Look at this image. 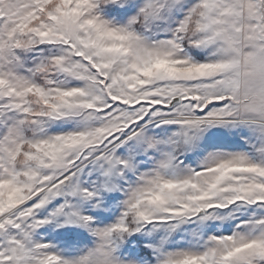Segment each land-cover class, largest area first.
<instances>
[{"label":"snow or ice","instance_id":"obj_1","mask_svg":"<svg viewBox=\"0 0 264 264\" xmlns=\"http://www.w3.org/2000/svg\"><path fill=\"white\" fill-rule=\"evenodd\" d=\"M0 264H264V0H0Z\"/></svg>","mask_w":264,"mask_h":264}]
</instances>
